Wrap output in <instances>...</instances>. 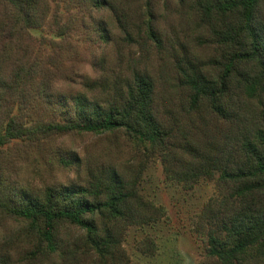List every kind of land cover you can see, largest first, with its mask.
<instances>
[{"label":"trees","instance_id":"1","mask_svg":"<svg viewBox=\"0 0 264 264\" xmlns=\"http://www.w3.org/2000/svg\"><path fill=\"white\" fill-rule=\"evenodd\" d=\"M70 1L0 0V264H132L124 234L149 205L136 174L101 158L83 184L13 178L35 143L84 133L135 140L175 182L216 178L205 264H264V0H172L181 35L163 27L158 6L170 0H74L80 18L51 22ZM88 17L117 71L70 88L78 75L62 51ZM150 49L170 51L172 92ZM33 107L61 119L28 125Z\"/></svg>","mask_w":264,"mask_h":264},{"label":"rangeland","instance_id":"2","mask_svg":"<svg viewBox=\"0 0 264 264\" xmlns=\"http://www.w3.org/2000/svg\"><path fill=\"white\" fill-rule=\"evenodd\" d=\"M60 5L59 19L53 18L51 22H62L67 16L77 19L83 12L80 10L82 6L78 7L74 0L67 4L73 5L69 8ZM158 11L163 15L164 29L181 35L175 3L170 0L166 9L159 5ZM102 17L104 21H110L107 14ZM51 22L50 27H46L49 32L54 27ZM83 22L84 25L81 26L82 22L77 21L65 51H62L67 65L76 70L78 75L69 85L70 88L78 86L79 76L95 78L101 75L102 81L109 83L114 71H117V67L113 65L111 43H102L97 39V25L92 17L84 18ZM149 51L148 64L152 72L161 80V88L172 92L168 58L170 51H164L161 58L152 49ZM154 56L157 60H152ZM60 119L61 112L53 107H33L26 115L28 125H37L40 120ZM15 142L20 140H10L7 146ZM101 158L113 159L125 177L131 178L136 174L137 190L141 198L149 203L139 208L138 219L142 221L130 225L124 234L123 246L131 263L205 264L204 238L211 227L203 216V210L205 203L216 195V178L200 179L194 183L170 180L166 178L165 166L159 158L147 154L135 140H124L118 133H84L63 135L35 143L28 150L25 159L16 162L13 178L17 183L30 187L48 183L83 184L87 170L92 169ZM61 159L66 162L63 164ZM45 264L52 262L47 261Z\"/></svg>","mask_w":264,"mask_h":264}]
</instances>
